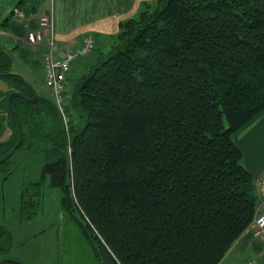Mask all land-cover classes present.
I'll return each instance as SVG.
<instances>
[{
  "label": "trees",
  "instance_id": "obj_1",
  "mask_svg": "<svg viewBox=\"0 0 264 264\" xmlns=\"http://www.w3.org/2000/svg\"><path fill=\"white\" fill-rule=\"evenodd\" d=\"M143 6L77 80L69 129L43 96L8 104L12 91L31 95L6 76L0 159L20 132L18 148L42 147L40 178L59 190L65 223L94 264H218L250 228L261 195L233 136L264 110V0ZM9 66L0 47V72ZM34 198L21 197L25 219ZM11 246L0 224V255Z\"/></svg>",
  "mask_w": 264,
  "mask_h": 264
},
{
  "label": "rangeland",
  "instance_id": "obj_2",
  "mask_svg": "<svg viewBox=\"0 0 264 264\" xmlns=\"http://www.w3.org/2000/svg\"><path fill=\"white\" fill-rule=\"evenodd\" d=\"M18 1L0 0V47L9 58V72L20 75L31 85L34 92L38 93V96L52 101L53 96L45 87L40 73L41 56L36 59L37 61L34 60L37 57L36 53H40L37 50L40 47L37 45L34 47L35 53L25 41L29 31L40 30L41 16L47 18L49 8L44 9L43 0ZM144 8L142 6V9ZM39 45L43 46L44 43ZM106 48L108 46L101 47L103 56L107 53ZM100 51L98 49L94 54L83 59H86L85 62L89 57L95 59L101 53ZM68 79L72 80L71 75ZM74 81L68 86V80L65 92L63 110L66 123L62 118L65 129H69L72 119L75 124L77 123L76 117L71 118L70 113L66 112V106L76 85ZM12 88L11 79L0 75V94L8 93ZM56 108L58 110V107ZM7 132H4L1 139H7ZM45 161L42 147L37 144L31 148H18L7 159L5 165H1L3 170H9L7 173L3 170L4 174L0 173V224L13 235L12 246L7 254L21 261L22 264H94L93 257L86 252V247L78 239L77 233L74 234L70 225L67 226L65 223L63 211L60 208L59 190L50 185L48 176L43 180L40 178ZM36 182H40L36 185L39 191L34 186ZM23 193L29 196L34 195V199L39 197L38 208L29 219L21 215ZM239 238L240 236L231 249L235 248Z\"/></svg>",
  "mask_w": 264,
  "mask_h": 264
},
{
  "label": "crops",
  "instance_id": "obj_3",
  "mask_svg": "<svg viewBox=\"0 0 264 264\" xmlns=\"http://www.w3.org/2000/svg\"><path fill=\"white\" fill-rule=\"evenodd\" d=\"M152 1L154 0H43L42 2L44 9L49 8L47 9L51 19L49 37L52 40L69 49L80 43L84 36L91 35L97 45L96 49H99L110 45L121 22L135 16L144 3ZM30 47L36 53V49L31 45ZM39 47L37 50L40 53H36L37 57L34 60L41 56L39 65H41L42 77V55L46 47ZM93 59L89 57L85 62L86 59L82 58L72 65L68 75V78L71 75L72 80L67 78L66 90L68 80V86L73 80L77 82L83 74L87 73ZM52 102L54 103L53 99ZM233 138L242 151V162L245 168L253 177L260 178L264 171V110L248 125L239 129ZM258 196L257 212L264 210V194L261 193ZM263 263L264 239L255 238L251 229L248 228L235 243V248H230L218 264Z\"/></svg>",
  "mask_w": 264,
  "mask_h": 264
},
{
  "label": "built area",
  "instance_id": "obj_4",
  "mask_svg": "<svg viewBox=\"0 0 264 264\" xmlns=\"http://www.w3.org/2000/svg\"><path fill=\"white\" fill-rule=\"evenodd\" d=\"M40 26L39 31H29L25 40L33 47H36V45L40 46L39 44L42 43L46 47L42 55L43 83L51 92L54 103L66 123L63 105L65 103L68 75L76 61L91 55L95 51V40L91 35H86L76 46L66 49L62 44L55 42L49 37L51 30V19L49 16L47 18L46 16L41 17ZM257 180H259L257 183L258 187L261 193L264 194V171L261 179L258 178ZM250 228L255 238L264 239V210L256 212Z\"/></svg>",
  "mask_w": 264,
  "mask_h": 264
},
{
  "label": "water",
  "instance_id": "obj_5",
  "mask_svg": "<svg viewBox=\"0 0 264 264\" xmlns=\"http://www.w3.org/2000/svg\"><path fill=\"white\" fill-rule=\"evenodd\" d=\"M0 75H3V76H12V77H15L17 79H19L20 81H22L28 88L29 90V93H30V97H26L24 96L23 94H21L20 92L18 91H12L9 96H8V104L10 103V97L12 95H20L22 98H24L27 102L29 103H34L37 101V95L36 93L28 86V84L26 83V81L18 74L16 73H12V72H7V73H1L0 72ZM22 142V134L20 132V137H19V140L18 142L15 144V146L13 148H11V150L4 156L0 159V163H3L5 160H7L15 151L16 149L19 147V145L21 144ZM14 261V260H13ZM14 262H18V261H14ZM20 263V262H18Z\"/></svg>",
  "mask_w": 264,
  "mask_h": 264
},
{
  "label": "flooded vegetation",
  "instance_id": "obj_6",
  "mask_svg": "<svg viewBox=\"0 0 264 264\" xmlns=\"http://www.w3.org/2000/svg\"><path fill=\"white\" fill-rule=\"evenodd\" d=\"M13 260L14 261H18L15 258H12L11 256H9L8 254H6V255H0V264H12V261ZM18 262H20L19 264H22L21 261H18ZM18 262H16L15 264H17Z\"/></svg>",
  "mask_w": 264,
  "mask_h": 264
}]
</instances>
